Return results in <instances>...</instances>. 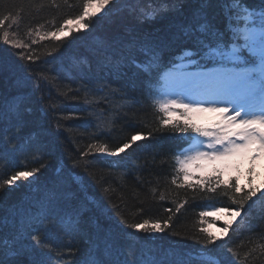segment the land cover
<instances>
[{
  "label": "trees",
  "instance_id": "16d2710c",
  "mask_svg": "<svg viewBox=\"0 0 264 264\" xmlns=\"http://www.w3.org/2000/svg\"><path fill=\"white\" fill-rule=\"evenodd\" d=\"M246 2L251 5L258 3V0ZM84 3L85 0H0V16H14L16 21L11 27L8 26L9 21L0 26V100L6 101L18 94L26 97L25 103L33 109L30 117L32 123L23 129L18 142L24 144L25 137L35 133L33 139L42 146L44 155V159L38 162L30 145L25 144L18 151L6 143L0 144V181L17 171L47 164L31 184L26 180L16 182L17 186L10 190V195L0 202V219L9 217L15 209L27 210L38 196L32 191L33 188L63 181L68 191L81 194V186L71 179L72 174H78L83 177L89 198L99 205L94 212L99 215L100 223L118 237L121 250L125 253L131 250L136 255L149 253L158 261H175L185 253H195L200 249L202 245L199 241L205 236L201 229L210 226L219 230L218 235L211 233L218 239L216 245L210 247L221 262L223 257L219 253L223 250L232 264H264V238L260 235V226L264 224L263 186L253 183L252 177L247 175L244 181L239 180L241 192L233 196L232 192L224 190L223 185L215 192L208 191L206 183L203 188L200 187L202 182L214 180L213 177L185 182L182 174L176 173L174 157L189 143L192 134H180L174 130L173 123L184 122L171 120L166 113L160 112L156 97L162 75L183 59L177 57L174 64H168V61L182 48L189 46L188 43L178 39L172 44L164 58L168 67L160 72L151 93L137 91L133 103L135 116L129 112V119L118 118V113L126 109L119 107L124 101L113 89H118L122 80L129 78L139 86L144 77H134V69L129 66L121 69L126 75L118 79L111 68L101 63L102 55L93 50L100 41L110 45L115 41H128L131 39L127 33L129 28L134 29V35L148 34L152 38L163 35L169 28L176 31L174 25L186 22L184 17L169 14L164 19L137 23L126 10L116 13L120 4H109L92 19L89 30L73 29L64 36L40 40L44 35L59 32L57 29L63 28L65 21L79 16ZM145 4L146 0H141L139 6ZM195 7L193 3L192 8ZM109 9L112 11L109 12ZM210 16L215 23L223 25L222 15ZM3 30H7L9 37L24 47L5 44ZM21 52L25 56L31 54L34 62L21 59L17 55ZM184 59H188L186 53ZM84 60L87 62H82ZM214 64L209 61L207 66ZM27 75L39 79L28 80L22 87L19 86L18 81L25 80ZM104 81L111 87L90 95L88 99L91 103H85L83 91L72 99L69 88L88 86L98 90ZM34 83L39 87L34 88ZM41 105L47 109L46 115H41ZM74 113L84 118H72ZM165 118L171 122L168 126L161 124ZM135 132H142L145 139L141 140L138 136L137 141L118 156L97 154L93 157L94 149H88L89 144H105L109 149L119 147ZM80 150L88 152V155L80 156ZM74 160L78 161L79 166L73 167ZM88 164L92 167L84 172V166ZM236 177L231 176L230 183H235ZM173 178L177 180L176 184L172 183ZM188 184L194 187L189 188ZM253 189L256 196L245 203L240 217L233 222L232 213L239 206L233 200L239 201L240 197ZM180 203H183V207L176 212L175 208ZM166 208H171L172 212H166ZM215 209H224L219 212L225 218L214 217ZM202 211L207 214L203 218L204 223H201L199 215ZM168 215L172 216L169 227L161 233H146L129 227L143 219H149L150 224L156 219L163 223ZM121 220L125 223H121ZM229 222L232 227L226 236L222 229ZM10 231V227H5L3 234ZM37 231L51 247V251L41 248L47 264H69L70 260L74 264L75 260H79V254L75 258L66 255L61 259L57 253H66L77 244L81 250L87 246L84 241L73 242L69 235L57 229L46 230L37 226ZM225 242L227 247L232 248L231 252H227Z\"/></svg>",
  "mask_w": 264,
  "mask_h": 264
},
{
  "label": "snow or ice",
  "instance_id": "6c2138e0",
  "mask_svg": "<svg viewBox=\"0 0 264 264\" xmlns=\"http://www.w3.org/2000/svg\"><path fill=\"white\" fill-rule=\"evenodd\" d=\"M193 3L196 5L195 8H192ZM109 4H120L121 6L116 8V13L119 14L126 10L128 16L137 23L154 21L158 18L164 19L169 14L184 17L186 21L174 25L176 31L169 28L163 35L156 38L148 34L134 35V29L129 28L127 33L131 39L128 41H115L111 45L106 41H100L93 49L102 55L101 63L111 68L118 79L126 75L121 69L129 66L134 69V77H144L139 86L129 78L123 79L118 89H113V92L124 101L119 107L126 109L118 113V118H131L129 112H132L133 117L135 116L133 103L137 91L152 92V86L160 78V72L168 67L164 63V58L169 48L176 40L183 39L189 46L182 48L179 53L172 56L168 64H174L177 57L184 59L186 53L188 63L193 66L203 69L209 61L216 63L217 66L207 71L187 73L186 76L173 79L172 85L182 89L180 94L187 92L190 96L193 93L191 85H198L206 90L208 96L214 98L213 102L227 98V103H233V115L225 117V128L234 126L239 130L221 129L220 132L213 133L196 126L188 119H185L183 124L178 121L173 123L174 130L180 134L191 133L208 138L206 149L193 147L187 152L175 155L176 173L177 175L182 174L186 182L190 179L194 166L202 168V162L213 163L216 172L215 179L202 182L200 187L203 188L206 183L207 190L215 192L223 185L224 190L232 192L233 196L241 192L238 176L235 183H230L231 177L221 179V176L230 169L239 171V166L232 163L235 157H241L250 163L264 157V106L255 112L243 104H235L232 99L242 86H246L249 90L254 88L257 77L261 91L264 93V0H258V3L251 5L246 0H146L144 6H139L141 0H123L122 3L121 0H85L82 13L74 19L78 26L77 31L89 30L92 27V19L97 17ZM94 7L96 11H93ZM216 9L219 11L216 12ZM108 11L111 12L112 9ZM210 14L222 15L223 25L215 23ZM6 21L10 22L9 27L16 22L14 16H0V26H4ZM65 23L71 24L73 20L69 19ZM57 31H63V28H58ZM50 35L55 37L56 32ZM41 39L44 37L42 36ZM241 40L243 43H238ZM3 41L5 44L10 43L7 30H3ZM13 46L24 47L20 43H14ZM17 55L21 59L33 61L31 54L25 56L21 52ZM253 57L258 61V65L256 67L246 66L253 62ZM38 79L39 77L27 75L25 80L18 81V85L22 87L28 80ZM33 87L38 88L39 85L34 83ZM110 87L111 85L104 81L98 90L88 86H77L75 89L69 88V91L72 92V99H76L83 91L85 103H91L92 101L88 99L90 95H95L96 91ZM25 100L26 97L23 94L10 97L6 101L0 100V129H2L0 144L6 143L13 150L18 151L25 144L30 145L37 161L40 162L44 159V155L42 146L33 139L36 136L35 133H29L25 137L24 144L18 142L23 129L32 123L30 117L33 109L25 103ZM159 110L166 114L181 110V114L185 117L192 112L216 111L222 115L228 112L227 107L204 108L200 106L198 100L193 98H190L188 102L180 101L178 98L166 99L159 104ZM40 113L41 115L47 114V109L43 105L40 107ZM72 118L83 119L84 117L74 113ZM170 123L166 118L161 121L162 126H168ZM57 131L60 129L57 128ZM138 136L141 140L145 139L142 132H135L119 147L109 149L105 144L99 146L89 144L88 149L90 151L94 149L93 157L97 154L118 156L129 149L137 141ZM189 138L192 139L194 136H189ZM198 143L203 144L204 142L201 140ZM85 155H88V152L80 150V156ZM77 166H79L78 161L74 160L73 167ZM46 167L47 164L41 163L39 168L17 171L9 178L0 181V202L10 195V190L17 186V181L26 180L31 184L38 178L37 174L41 172V169ZM91 167V164L85 165L83 171L88 172ZM89 175L95 179L92 173ZM71 179L81 186V194L68 191L63 181H58L51 186L33 188L32 191L38 193V196L27 210L15 209L9 217L0 219V264H47V258L41 248L51 251V247L45 243L37 231V226H42L46 230L57 229L69 235L73 242H85L87 246L83 250L77 244L68 249L66 253H57L61 259L66 255L75 258L79 254L80 258L75 260L74 264H232L223 250L219 253L223 257V262L213 254L210 246L216 245L218 238L208 233L205 228L201 229L205 233L203 240L199 241L201 248L195 253H185L175 261H158L149 253L136 255L131 250L125 253L121 250L118 237L105 229L100 223L99 215L95 214L94 209H98L99 205L89 198L83 177L72 174ZM172 183L176 184L177 180L173 178ZM213 184L215 187H212ZM187 186L194 187L192 184ZM254 196H256L255 189L245 193L239 201L234 199L233 202L238 203L239 206L232 214L239 217L245 203L252 200ZM181 207L183 203L177 204L175 211L179 212ZM221 210L224 209H215V211ZM165 211L171 213L172 209L166 208ZM199 215L201 223H204L203 218L207 214L202 211ZM171 219L172 216L168 215L163 223L160 219H156L151 224L149 219H143L142 222L133 223L129 227L143 230L146 233H161L169 227ZM121 223L125 222L121 220ZM5 227L11 228L10 233L3 234ZM231 227V222L223 227L224 235H228ZM260 227L261 238H264V224ZM225 247H227L226 242ZM231 251L232 248L227 247V252ZM69 264H73V261L70 260Z\"/></svg>",
  "mask_w": 264,
  "mask_h": 264
},
{
  "label": "rangeland",
  "instance_id": "374dc122",
  "mask_svg": "<svg viewBox=\"0 0 264 264\" xmlns=\"http://www.w3.org/2000/svg\"><path fill=\"white\" fill-rule=\"evenodd\" d=\"M96 10L97 9L94 7L93 11ZM102 11L98 15H100ZM77 27L78 26L75 24L73 20V23L64 25L63 31L56 32L55 37L64 36L70 30L77 29ZM43 37H54V36L48 34V35H44ZM10 43L14 44L18 42H16V40H14L13 38L12 39L10 38ZM256 62L258 65V61ZM187 65H189L188 62L180 63L177 65L175 71H171L166 75L165 87L162 95L157 99L158 103L159 104L163 103L166 99H171V98H178L180 101L188 102L190 98H193L198 100L200 102V106L204 108L227 107L228 112L223 115L216 111L192 112L189 113L187 117H185L184 115L181 114V110H177L172 114H167V116L171 120H180L182 122H184L185 119H188L189 122L194 123L196 126L203 129H207L213 133L220 132L221 129L238 131L239 129L234 128V126H228V128H225V117L233 115L232 112L233 103H227L226 102L227 98H225V100L222 101L213 102L214 98L208 96L206 94V90L198 85H191V87L193 88V93L191 96L187 92L180 94L182 92V89L176 88L172 85L173 79L186 76V74L181 72V70H184V68ZM200 71H207V70H200ZM258 92L260 93L258 94ZM232 99L235 104H243L246 108H249L251 111L258 112L260 110L259 108L264 106L262 104V102H264V93H262L261 91V86L259 84L258 77L256 78V84L254 88L249 90L246 86H242ZM201 140L204 143L199 144L197 147L201 149H206L208 138L201 137L200 141ZM232 163L237 164L239 166V171L237 172L234 169H230L221 176L222 179H228L229 177L236 175L239 177V180L243 179L242 181H244L247 175H250V177H252L253 183H256L264 187V157L257 159L251 163L245 159H242L241 157H235ZM202 164H203L202 168H196L195 166L193 167L192 175L190 179L197 178L203 181L211 177L215 179V175H216L215 165L209 162H202ZM214 217L225 218L222 212L219 211L214 213ZM207 230L214 235H218L219 230L215 227L207 226Z\"/></svg>",
  "mask_w": 264,
  "mask_h": 264
}]
</instances>
